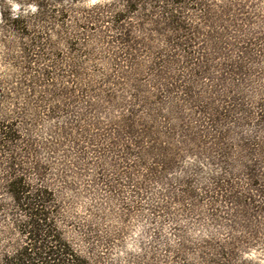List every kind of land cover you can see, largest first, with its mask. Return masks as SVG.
<instances>
[{
    "label": "trees",
    "instance_id": "16d2710c",
    "mask_svg": "<svg viewBox=\"0 0 264 264\" xmlns=\"http://www.w3.org/2000/svg\"><path fill=\"white\" fill-rule=\"evenodd\" d=\"M86 1L0 0L16 73L0 85V264H158L119 256L135 218L162 255L243 264L259 228L222 244L173 228L176 248L159 230L203 207L264 219V0Z\"/></svg>",
    "mask_w": 264,
    "mask_h": 264
},
{
    "label": "rangeland",
    "instance_id": "374dc122",
    "mask_svg": "<svg viewBox=\"0 0 264 264\" xmlns=\"http://www.w3.org/2000/svg\"><path fill=\"white\" fill-rule=\"evenodd\" d=\"M98 2V0H88L86 1V5H92L94 3ZM257 16L255 17V20L258 22H262L264 19V2H261L258 5V9L256 11ZM3 55L4 50L0 45V85L1 88L4 87L2 82L8 80L12 75H15V71L4 64L3 61ZM11 87L10 85H8ZM13 86V85H12ZM6 87V86H5ZM104 120V119H103ZM107 120V119H106ZM106 123V122H105ZM216 169V170H215ZM217 172V168L204 165L201 170L202 177H207L208 174ZM86 182L85 179H82V181ZM81 189H79L80 191ZM67 193V192H66ZM72 194V193H70ZM69 194H67V197ZM72 199L71 203V212L74 216H77L78 218H81L83 216V209L82 206H85L89 202L87 197H79L77 199ZM69 199V200H71ZM113 208V207H112ZM177 208V206L175 207ZM208 208V207H206ZM114 209V208H113ZM205 207H203V211H205L202 214L193 215L194 218L190 217H175V223L171 224L169 226V223L165 222L160 228L159 233L162 236L163 242H166L168 246L172 248H176L177 239L174 237L171 232H173V228L180 229V234L185 233L186 236L189 237L190 241H201V240H214L215 242H218L219 244H222L224 241H228L227 234L228 233H235L236 236L241 237L243 241H246L244 238H242V233H245L242 231V226L244 225H250L252 227L259 228V232H264V219L262 218H254L251 221L242 220L240 217H236L235 213L230 211V213H234V217L228 216L231 218L230 221H227L224 218L226 215H220V220L213 221L210 220V216L212 212H207L204 210ZM115 210V209H114ZM214 213V212H213ZM224 217V218H223ZM142 218H135V219H128L126 221V231L124 235H122V238L120 239V247L118 248V252L120 253L119 256H125L127 253H134L138 252L140 247L142 249L148 250V249H155L157 250L159 254L158 264H186V262H179L178 258L171 256V255H162L161 249L164 247V243L162 242H153L150 237V230L148 229V223L143 221ZM230 224L234 226L235 230L232 231V229L225 228V224ZM150 228V227H149ZM172 229V230H171ZM183 232V233H182ZM197 239V240H196ZM147 243V245H143ZM191 247L190 245H188ZM141 249V250H142ZM193 249V248H192ZM238 261L239 263L243 264H264V240L263 235L259 234V239L249 245H246L241 252L237 253ZM175 261V262H173ZM237 261V262H238ZM179 262V263H178Z\"/></svg>",
    "mask_w": 264,
    "mask_h": 264
},
{
    "label": "clouds",
    "instance_id": "9594fccd",
    "mask_svg": "<svg viewBox=\"0 0 264 264\" xmlns=\"http://www.w3.org/2000/svg\"><path fill=\"white\" fill-rule=\"evenodd\" d=\"M11 3V7L13 9V14H15V10L19 7V5H17L14 0H10Z\"/></svg>",
    "mask_w": 264,
    "mask_h": 264
}]
</instances>
